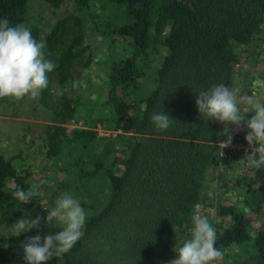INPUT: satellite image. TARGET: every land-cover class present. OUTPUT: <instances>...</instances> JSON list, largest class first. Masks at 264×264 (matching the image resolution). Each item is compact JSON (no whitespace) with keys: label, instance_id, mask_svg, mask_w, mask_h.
Returning a JSON list of instances; mask_svg holds the SVG:
<instances>
[{"label":"trees","instance_id":"1","mask_svg":"<svg viewBox=\"0 0 264 264\" xmlns=\"http://www.w3.org/2000/svg\"><path fill=\"white\" fill-rule=\"evenodd\" d=\"M42 1L56 9L65 0ZM90 1L74 0L72 11L43 26L27 24L29 0H0V18L13 26L24 22L37 40L41 34L46 58L57 64L37 103L48 115L44 155L60 175L44 204L36 197L19 204L12 193L30 186L32 172L19 152L6 159L0 153V224L11 228L26 212L32 219L46 217L68 190L92 212L84 236L47 264H164L196 207L207 200L210 169L232 170L237 164L247 173L257 171L259 181L246 182L245 173L239 174L242 205L220 198L208 202L216 218V247L236 249L239 257L245 252L254 264H264V221L253 227L264 205V169L250 168L241 154L219 156L217 143L225 137L217 134L224 125L201 118L195 105L201 90L231 88L244 48L264 39V0H101L117 12L101 30ZM87 17L92 28L131 50L110 61L103 93L80 108L65 89L74 68L92 63ZM254 53L253 65L262 52ZM161 105L175 122L157 132L150 115ZM98 125L114 135H98ZM245 135L246 130L235 132L232 142L245 141ZM101 146L113 154L109 164L98 159ZM14 158L22 163L18 168L11 164ZM58 230L53 222L39 234ZM36 234L33 229L15 237L10 231L0 245V264H25L20 245Z\"/></svg>","mask_w":264,"mask_h":264},{"label":"clouds","instance_id":"2","mask_svg":"<svg viewBox=\"0 0 264 264\" xmlns=\"http://www.w3.org/2000/svg\"><path fill=\"white\" fill-rule=\"evenodd\" d=\"M46 44L32 35L24 24L10 25L7 18H0V99L11 98L17 101L24 98L37 99L49 88V74L57 64L46 58ZM195 105L201 118L224 125L218 136L225 139L221 145L229 146L237 131H245L248 148L245 157L248 166L256 170L264 169V100L255 93L238 95L224 84L201 90L196 95ZM251 113V118L246 115ZM150 121L157 132H163L175 122L162 109L153 111ZM249 149L251 153L247 154ZM38 185L31 184L27 189L16 188L12 196L19 204H28L38 196ZM86 210L74 195L65 190L55 199L54 207L46 217L24 213L11 225L15 237L33 229L38 234L27 237L20 245L25 264H47L53 257L68 253L84 236ZM55 222L58 231L54 234H39L42 225ZM190 233L173 252L177 258L167 264H217L224 253L216 247L217 229L206 216L193 214Z\"/></svg>","mask_w":264,"mask_h":264},{"label":"rangeland","instance_id":"3","mask_svg":"<svg viewBox=\"0 0 264 264\" xmlns=\"http://www.w3.org/2000/svg\"><path fill=\"white\" fill-rule=\"evenodd\" d=\"M73 6L74 0H65L56 9L49 8L42 0H29L26 22L27 24L38 22L44 26L48 21L72 11ZM89 7L90 11L97 15V28L100 30L104 27L106 21H111V16L117 14L112 5L105 4L101 0H91ZM86 20L85 42L92 50V63L85 69L74 68L65 89L70 98L78 99L77 104L80 108L86 107L88 100L94 98L97 94L103 93L110 61L116 60L122 53H128L131 50L129 46L124 45L123 47L118 37L111 38V35L101 34L100 31L92 28L90 18L87 17ZM22 24L25 25L24 22ZM109 39L112 41H109ZM260 40L261 42L257 41L248 48H244L245 50L240 54L239 63L234 69L231 89L236 91L238 95L255 93L264 100V39ZM38 41H43L41 34ZM255 51H261L262 53L259 55L257 63L253 65L252 59L256 58ZM37 102L38 98L30 100L26 97L19 101L7 98L6 102L0 104V153L5 159L16 152L21 154L25 162L24 168L32 172L29 183L30 185H38L39 195L36 198L40 204H44L46 197L51 194L50 190L59 181L60 175L53 163L46 159L44 155V126L47 123L48 115L47 112H43L41 105ZM79 110L81 111V109ZM250 118L251 113L246 115V119ZM112 156L113 154L105 146L101 150L99 149L98 159L102 160L104 164H109ZM11 164L18 168L22 163L19 158H14L11 160ZM243 172L245 173L246 182L251 181L253 184H257L259 181L257 171L252 170L251 173H247L237 164L232 170H223L219 166L211 168L207 176V186L204 190L207 200L204 204L198 205L193 214L206 216L213 223L216 218L213 214V204L210 207L208 205L209 201L215 204L220 198L242 205V202L238 199V193L243 191L244 181L239 178V174ZM226 178H229L228 182H225ZM222 179L224 182L221 181ZM77 199L79 200V197ZM85 210L86 214L92 212V210ZM262 215H264V205L261 207V217L253 221V227H256L260 220L264 221ZM10 231L11 228L0 224V245L6 243ZM189 235L188 230L178 234L176 246L179 247ZM236 251V249L230 248L223 250V259L218 261L217 264H254L252 257H247L245 252H242L243 255L240 254L241 257H239V252L234 254ZM175 258H177L176 253L171 252L168 261ZM167 262L164 264H167Z\"/></svg>","mask_w":264,"mask_h":264},{"label":"built area","instance_id":"4","mask_svg":"<svg viewBox=\"0 0 264 264\" xmlns=\"http://www.w3.org/2000/svg\"><path fill=\"white\" fill-rule=\"evenodd\" d=\"M97 134L100 136H108L111 134L112 136L114 135V132H110L107 130H104L100 125L96 127ZM218 145V155L219 156H233V155H243L245 157V149L248 148L247 142L246 141H239V142H232L231 145L227 146L226 145H221L220 142L217 143ZM251 153V149H249L247 154Z\"/></svg>","mask_w":264,"mask_h":264}]
</instances>
